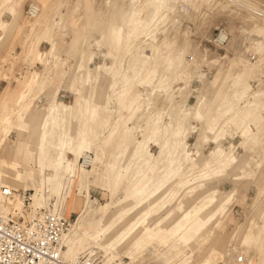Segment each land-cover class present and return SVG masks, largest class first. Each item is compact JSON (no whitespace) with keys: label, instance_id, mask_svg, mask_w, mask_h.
I'll use <instances>...</instances> for the list:
<instances>
[{"label":"rangeland","instance_id":"obj_1","mask_svg":"<svg viewBox=\"0 0 264 264\" xmlns=\"http://www.w3.org/2000/svg\"><path fill=\"white\" fill-rule=\"evenodd\" d=\"M241 1L253 4V6L256 4L257 8L264 9V2ZM126 2L127 0H0V80L3 79L7 82V85L0 90V159L3 162H10L8 155L17 143L19 136L32 134L35 130V127H28L16 132L13 128V124H17L16 120L27 119L30 114L40 117L44 110L50 106V99L53 95L57 105L72 106L74 109L72 111V134H75L78 120L81 117L77 108L83 106L87 119L86 126L89 129L86 154L94 157L98 140L101 139L104 142L110 139V132H116L114 128H124L127 131L125 138L128 140L126 142L128 144L132 140H140L146 134L152 118L161 117V121H165L168 110L167 101L171 98L179 99L181 90H178L186 85H189V87L186 86L189 88V94L187 105L183 107L187 108L188 106L189 108L196 102L199 94L208 89L211 79L216 74L217 81L211 85L199 109L202 118L200 121L195 118H190L188 121L192 125V129L186 139L185 153L181 156V169L175 175L167 174L161 181V188L153 190L142 201L159 195L161 189L171 185L173 194L168 195L169 205L167 208L174 210V207L180 202V209L176 211L177 216L188 207L189 203H191L190 205L195 204L196 212L201 211L204 204L211 203L216 191L221 192L224 196L213 218L207 219L201 212L197 215L199 223L204 224L205 227L218 220L213 233L216 247L212 253L214 259L206 258L207 254H205L202 244L194 249L186 246L182 252L186 254L190 250L187 260L191 263L196 262L199 258H206L198 264H225V261H231L232 264H248L249 258L253 257L254 264H258L255 258L264 252V234L263 240L261 238L262 241H259L256 246L249 247L247 233L256 225L264 227V221L260 216L264 211V131L259 132L253 125V116L242 123L240 121L244 114L249 112L247 107L243 106L244 103L253 99L252 92L256 90L257 83L263 77L257 75L254 68L247 67L244 58L239 59L236 64L230 65L229 62L233 56L229 44L239 31L245 29L241 19L247 16L241 12L239 16L231 18L228 15L211 18L214 12L204 6L200 7L190 18L184 15L183 19L180 18L179 23L177 13H175L177 5L179 4L180 10L185 8L186 14L192 12L191 8L184 4L183 0H169L157 3L158 11L154 20L147 22L144 28H137L127 21L119 23L118 38H115L111 33V28L118 25V13ZM31 3L37 4L40 8L47 5L45 11L48 12V22L54 18L56 21L62 20L60 30L55 29V40L53 41L55 46L63 47L60 52L53 51V45L45 41L44 28L41 29L38 36L30 31L33 15H29L26 11ZM221 6L222 4L218 7ZM11 11L14 13L15 23H12ZM97 11L99 16L96 17V25L86 27L84 49L86 60L75 59L70 47L71 27L80 28L91 14ZM21 25L23 28L18 31V26ZM185 26H188L187 32L183 29ZM100 27L103 36L99 34ZM146 27L150 29L148 33ZM176 30L175 44L177 45L173 49L177 55L176 64L183 60L189 62L187 60L191 51L186 46L184 47L188 38L200 50L194 72H191L190 69V71H179L175 80L172 78L173 82L161 86L162 82L156 66H153L142 78L136 77L139 74L133 76L129 69L126 71L125 77L131 78L132 86L127 89L126 99H122L119 102L121 105H119L115 100H117L119 90L125 84L122 66L125 63L126 59L123 58H125L128 49L130 47L133 49L141 41L145 45L147 41L153 39L158 43V48L163 49L164 43H167L170 35ZM220 30L226 32L228 39L223 45L217 46L214 37ZM144 49V53L149 55V48L145 47ZM173 50L169 48L168 51ZM50 54L53 60L46 66L44 57ZM255 56L251 51L247 54L251 60H254ZM137 64L138 62L132 64V68ZM157 65L160 67L163 63L158 62ZM187 72H191L189 74L191 76L185 79L188 76L185 75ZM242 82L248 86L247 93L240 94V99L237 101L236 95H233L232 92L235 91L237 83ZM60 89L71 94L59 91ZM143 98L149 99V106L156 105L153 114L147 115L144 121H140V113H134L133 108ZM233 103L237 105L234 106ZM262 105V103L258 104L253 108V111L258 110L263 113L264 106ZM90 106L95 108L94 116L91 118L87 115ZM121 107L125 108L121 109ZM230 107L234 110L233 115L229 114ZM238 107L242 108L238 109ZM232 116L233 118L230 119ZM132 118L138 121L137 128L131 126ZM60 126L57 125L53 129L52 145H56L61 138ZM217 126L220 128L217 129ZM188 127L190 128L189 125ZM243 130H246L248 134L253 133V137H257L253 141L251 140L252 143L247 144L248 146L241 145L245 140ZM116 136L113 133L110 142L104 143L105 157L102 164L93 167L85 165L84 168L92 172L86 180L79 175L81 172L79 164L82 163V158L74 160L73 155L67 154V161L73 162V169L75 172L77 170L79 172L77 175L73 176L72 174L67 177L65 175L62 177L59 174L60 200L57 204H55V197L51 193L50 171L45 169L43 174H39L35 170L37 155L30 150L33 148V144L22 145V152L13 154L11 160L17 163L19 170L31 171L35 180L42 178L44 197L42 201L50 203L53 208L68 219L70 225L75 221L77 214V210L75 206L72 207L71 202H81L85 192H88L93 201L92 208H96L98 204L104 205L112 202L114 204L112 214L119 212L123 207H126V204L131 203L133 207L129 205L131 210L127 214V220H129L137 211V206L132 201V196L125 195L124 190L128 187L129 180L136 177L137 165L118 163L119 158H115V156L119 155L120 144L123 141L119 138L121 139L119 144ZM195 142L200 146L198 153H196ZM232 148L231 152L227 151ZM149 149L152 154L157 152L155 146H150ZM258 149L261 151L258 152ZM50 150H55V147ZM215 151L219 156H228L231 168L223 170L226 174L221 172L219 175L213 167L208 171L206 181L203 182L197 173L201 170L205 159H213L212 153ZM241 157H246V165L251 170L248 176L241 175L243 167L237 162ZM249 160L258 163L260 170L248 162ZM140 166L143 169L147 168ZM154 166L151 165L149 170ZM118 170L119 181L113 179L114 173ZM143 174L145 175V173ZM157 176L158 174H154L152 178L155 179ZM258 177L262 183L260 191L254 182V179ZM193 183L196 185L197 194L188 203L184 199L190 194L188 186ZM14 188L29 190V193H32L31 180H26L18 186L14 185ZM174 196H177L175 201ZM66 200L67 203L64 202ZM4 203L9 210H13L11 200L4 198ZM219 241L221 250L217 249ZM155 250L153 246L134 244L129 249L119 248V257L115 258H124L128 264H164V258L168 256V253ZM86 255L108 258L110 253H104V249L92 246L80 256ZM239 255L242 256V260L239 263L234 262Z\"/></svg>","mask_w":264,"mask_h":264},{"label":"bare ground","instance_id":"obj_2","mask_svg":"<svg viewBox=\"0 0 264 264\" xmlns=\"http://www.w3.org/2000/svg\"><path fill=\"white\" fill-rule=\"evenodd\" d=\"M164 1L169 0H127L125 6L118 13V25L111 28V33L115 38H118V26L119 23L123 21L129 22L130 25H135L137 28H144L147 22L154 20L158 11L157 3H162ZM255 1H260L259 3L264 2V0ZM183 3L187 4L192 12L186 14L185 8L180 10L178 4L175 12L177 13L178 22L181 21L180 18H184V15H187L188 18L194 16L195 12L200 7L204 6L214 12L213 17L211 18H217L219 15H228V17L230 16L231 18L236 15L239 16L241 12H244L247 16L246 18L241 19V22L245 25V29L239 31L237 36L234 37L229 44L233 55L229 62L230 65L236 64L239 59L244 58L246 66L254 68L257 71V75L261 76V78L263 77L257 83L256 90L252 92L253 99L244 103L243 106L247 107L249 112L244 114L243 118H241L242 120L240 119V123L249 119L250 116H253V125L257 127L259 132L264 131V109L263 113L258 110L253 111V108L260 103L264 106V9L257 8L254 3L255 8L253 4L241 0H183ZM220 4H222V6L218 7ZM46 6L47 5L45 4L40 8L37 4L33 3L29 6L30 9L28 10V14L33 15L30 31L38 36L40 35L39 33L41 29L44 28L45 32L43 35L45 41L53 45V51L60 52L63 47H58V45L55 46L53 41L55 40V29L60 30L59 28L62 20L56 21L54 18L51 22H48V12L45 11ZM11 14L12 23H15L16 20L13 11H11ZM97 16H99L98 11L91 14L88 20L80 28L71 27L70 47L73 50V56L75 59L82 58V60H86V51L84 50L87 35L86 27H94L96 25ZM22 28L23 25L18 26V31H21ZM148 29L149 28L146 29L147 33L150 31V29ZM183 29L187 32L188 26H185ZM176 32L177 30L170 35L167 43H164L165 46L163 49L158 48L159 46L155 39L147 41L145 45L143 44V41H141L134 46L133 49H131V47L128 49L124 56L125 58H123L126 59L125 63L122 66V76L125 78V84L119 90L117 100H115L118 104L122 99H126L127 89L132 86L131 78L128 79L125 77V73L129 69H131L130 71L133 76L139 74V76L136 77L142 78L149 72V70H151V68H153V66H156L162 82L161 86L173 82L172 78L175 80V77L179 75V71L191 70V72H194V68L197 66V57L200 50L197 48L196 44H193L191 39L188 38L184 47L186 46V48L191 51V55L187 60L189 62L183 60L181 63L176 64L177 55L175 50H173L175 45H177L175 44ZM99 34L100 36H103L101 27L99 29ZM217 38H226V41L228 39L224 31H220ZM214 42L216 41L214 40ZM145 47L149 48V55L144 53ZM169 48L173 51L169 52ZM249 51L256 55L254 60L247 57ZM44 59L46 66L53 60L51 54L46 55ZM135 62H138V64L132 68V64ZM158 62L163 63V65L158 67ZM191 72L185 74L188 75L185 79L191 76L189 75ZM216 81L217 76L215 74L210 81L208 89L203 93L201 92L197 97L196 102L189 108L187 106L188 109L184 107L187 105V97L189 94V88L187 87H189V85H186L187 87H181L178 90H181L179 94L180 98L177 100L171 98L167 101L168 110L166 112V120L161 121V117L152 118L146 134L140 140H132L127 144L126 142L128 140L125 138L127 131H125L124 128H114L116 132H110L109 135H111V138L113 137V133L117 135L116 138L119 144L121 139L123 141L120 144L121 148L119 150V155L115 156V158H119L118 163L137 165L136 177L129 180V185L124 190L125 195L132 196V201L137 206V211L131 219L127 220V214L129 213V210H131V207H133L131 203L126 204V207H123V209L115 214H112L114 209V204L112 202L104 205L98 204L96 208H92L91 203L93 201L88 192H85L81 202L75 203L72 201V207L75 206L77 210L76 219L71 225L68 223L70 228L67 226L66 230L62 232L60 237V252L66 261H74L78 259L85 250L92 246H98L104 249V253H110V256L104 259H120L115 258L119 254L118 249H129V247L134 244L153 246L156 250L161 251L162 253H168V256L164 258V264H178V262L179 264H198L203 260H206L208 257L214 259L212 253L216 250V247L214 245L213 233L217 227L218 220L213 222L210 226L205 227L204 224L199 223L197 215L201 212L207 219L213 218L217 209L220 207L224 194L216 191L211 203L204 204L203 209L196 212L195 204L190 205L191 203H189V201L191 202L197 194L195 189L196 185L193 183L188 186L190 188V194L184 199L189 205L177 216L176 211L180 209V202L174 207V210L167 208L169 205L168 195L171 196L173 194V187H171V185L166 186L165 189H161L159 195L145 201L142 200L144 197L146 198L149 196L153 190L161 188V181L167 174L173 173L175 175L181 169V156L185 153L187 144L186 139L189 136L190 129H192V125H190V122L188 121H190V118H195L200 121L202 116L199 109L202 106L204 97L208 93L211 85ZM247 88V84H244L243 82L237 83L235 91L232 92L233 95H236L237 101L240 99V94L247 93ZM53 98L54 95L50 99V106L44 110L40 117L30 114L27 119L19 118L16 120L17 124H13V128L16 132H20L28 127H35V130L32 134L28 133L25 136H19L17 143L8 155L10 157V162H3L0 159V208L2 209L0 215L11 217L12 219L23 220L30 219L31 217H39L43 213V210H47L54 215H62L58 210L53 208L50 203L42 201V199H44L42 194V178L35 180L31 171L19 170L17 163L14 160H11L13 154H19L22 152V145L29 143L33 144V148L30 150L37 155V165L35 168L37 173L43 174L45 169L50 171L49 181L52 185L51 193L52 196L55 197V204L60 200L58 193L60 186L59 174H61L62 177H64V175L67 177L72 176V174L73 176L77 175L79 172L78 170L75 172L73 169V162L67 161V154L73 155L75 158L74 160L77 158L79 159V157L82 158V163L79 164V169L81 171L79 175L85 180L88 179L89 175L92 173L84 168L85 165L93 167L95 165L99 166L103 163L102 161L105 157L104 143H109L111 138L108 137L110 139H107L104 142L101 139L98 140L94 157L86 154L89 140V129L86 126L87 119L84 115L83 106L77 108L79 109L81 117L78 120V128L75 134H72V111L74 109H72V106L57 105ZM233 104L234 106L237 105L235 103ZM119 105H121V103ZM155 105L156 104L149 106V99L143 98L142 101L136 103L133 112L140 113L139 120L144 121L147 115L153 114ZM242 107H238V109H241ZM124 108L125 107H121V109ZM94 109L92 106L88 108L87 115L89 118L94 116ZM229 109V114L233 115L234 110L231 109V107ZM231 118H233V116L230 117V119ZM57 125H61V138L56 145H52V132ZM137 125L138 121L135 120V118H132L131 126L137 128ZM219 128L220 126H217V129ZM243 134L245 140L241 145L243 144L244 146L251 144L252 141L257 138L253 137V133L248 134L246 130H243ZM194 145L197 147L196 153H198L200 146L196 144V142ZM150 146H155L157 148L155 154L150 152ZM54 147L55 150H50ZM232 150L233 148L227 151L231 152ZM260 151L261 150L258 149V152ZM212 154L213 159H205L202 163L201 170L197 173V176L201 177L203 182L206 181L208 171L213 167L217 170L219 175H221V172L226 174L223 170H229L231 168L227 155L219 156L217 151ZM237 162L243 167L241 175H250L251 170L246 165V157H241ZM248 162H251L255 168L260 170L258 163H255L253 160H249ZM140 165L143 167L146 166L147 168L143 169ZM151 165L155 166L153 169L149 170ZM112 168L113 165L111 166V169ZM143 173H145V175ZM154 174H158L155 179L152 178ZM119 176L118 170L114 173L113 179L119 181ZM26 180H31L32 188V193H29V201L27 204L23 203L21 197L18 195V192L21 190H27H17V187L13 189L14 185H21ZM254 182L259 187V191L262 190V183L259 181V177L255 178ZM1 189H6L9 195H5ZM3 197L13 202V210H9V208L5 206ZM176 198L177 196H174V201ZM64 202L67 203V200ZM64 215L66 214L64 213ZM260 216L264 221V211ZM263 234V226L256 225L251 228L247 233V245L249 247L256 246L259 241L263 240ZM201 244L205 250V254H207L206 258H199L194 263L189 262L187 259L190 250L185 254L182 252V249L186 246L194 249ZM219 245L220 241L218 242L217 249L221 250ZM158 255L160 256V253ZM158 255H156V257H158ZM255 259L258 264H264V252ZM253 260V257L249 258L248 264H254L255 262Z\"/></svg>","mask_w":264,"mask_h":264},{"label":"built area","instance_id":"obj_3","mask_svg":"<svg viewBox=\"0 0 264 264\" xmlns=\"http://www.w3.org/2000/svg\"><path fill=\"white\" fill-rule=\"evenodd\" d=\"M29 9L28 6L26 13ZM220 31L214 37L216 45L226 42V38H217ZM2 191L9 195L6 189ZM18 195L23 203H28L29 190H21ZM41 215L26 220L0 215V264H53V261L59 264H128L124 258L104 259L97 255L66 261L60 252V237L68 226V219L47 210H43ZM241 260L239 255L234 262Z\"/></svg>","mask_w":264,"mask_h":264},{"label":"crops","instance_id":"obj_4","mask_svg":"<svg viewBox=\"0 0 264 264\" xmlns=\"http://www.w3.org/2000/svg\"><path fill=\"white\" fill-rule=\"evenodd\" d=\"M7 85V82H6V80H0V90H2L5 86ZM59 91H65V90H63V89H60ZM67 94H71V93H69V92H67V91H65Z\"/></svg>","mask_w":264,"mask_h":264},{"label":"snow or ice","instance_id":"obj_5","mask_svg":"<svg viewBox=\"0 0 264 264\" xmlns=\"http://www.w3.org/2000/svg\"><path fill=\"white\" fill-rule=\"evenodd\" d=\"M53 264H59V262L58 261H53ZM225 264H232V262L231 261H225Z\"/></svg>","mask_w":264,"mask_h":264}]
</instances>
